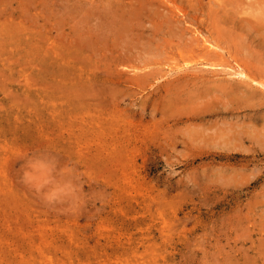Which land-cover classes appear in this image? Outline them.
<instances>
[{
    "label": "rangeland",
    "instance_id": "1",
    "mask_svg": "<svg viewBox=\"0 0 264 264\" xmlns=\"http://www.w3.org/2000/svg\"><path fill=\"white\" fill-rule=\"evenodd\" d=\"M263 86L264 0H0V264H264Z\"/></svg>",
    "mask_w": 264,
    "mask_h": 264
},
{
    "label": "bare ground",
    "instance_id": "2",
    "mask_svg": "<svg viewBox=\"0 0 264 264\" xmlns=\"http://www.w3.org/2000/svg\"><path fill=\"white\" fill-rule=\"evenodd\" d=\"M262 17V16H261ZM96 20V19H95ZM246 29V28H245ZM259 29V28H258ZM247 32V31H246ZM258 34H260V33H258ZM242 37V36H241ZM249 37V36H248ZM247 38V37H246ZM215 41V40H214ZM260 43V42H259ZM243 44V43H242ZM244 45V44H243ZM256 45V44H255ZM263 47V46H262ZM217 48V47H216ZM258 49V48H257ZM206 51V50H205ZM209 52V51H208ZM214 52V51H213ZM211 55V54H210ZM219 56V55H218ZM256 56V55H255ZM202 58V57H201ZM211 58V57H210ZM204 59V58H203ZM223 61V60H222ZM213 62V61H212ZM221 62V61H220ZM224 67V66H223ZM243 67V66H242ZM226 69V68H225ZM240 69V68H239ZM258 69V68H257ZM242 71V70H241ZM238 73V72H237ZM254 74H255V72H254ZM238 75V74H237ZM258 75V74H257ZM240 76V75H239ZM249 76V75H248ZM252 76V75H251ZM250 76V77H251ZM245 77V76H244ZM246 78V77H245ZM246 80V79H245ZM255 80V79H254ZM257 81V80H256ZM263 82V81H262ZM252 83H253V81H252ZM257 83V82H256ZM254 84V83H253ZM258 84H260L259 82H258ZM262 84V83H261ZM261 84H260V86H261ZM256 85V84H255ZM258 87V86H257ZM264 87V86H263ZM259 88V87H258ZM261 89V88H260ZM239 92V91H238ZM247 94V93H246ZM248 102V101H247ZM252 110V109H251Z\"/></svg>",
    "mask_w": 264,
    "mask_h": 264
}]
</instances>
